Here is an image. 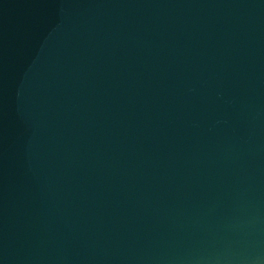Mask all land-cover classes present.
Listing matches in <instances>:
<instances>
[{
	"label": "water",
	"instance_id": "obj_1",
	"mask_svg": "<svg viewBox=\"0 0 264 264\" xmlns=\"http://www.w3.org/2000/svg\"><path fill=\"white\" fill-rule=\"evenodd\" d=\"M0 264H264V0H0Z\"/></svg>",
	"mask_w": 264,
	"mask_h": 264
}]
</instances>
